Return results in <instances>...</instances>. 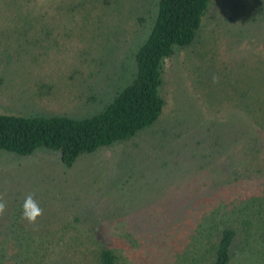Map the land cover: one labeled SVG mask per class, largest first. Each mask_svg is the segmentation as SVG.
<instances>
[{
  "label": "rangeland",
  "instance_id": "obj_1",
  "mask_svg": "<svg viewBox=\"0 0 264 264\" xmlns=\"http://www.w3.org/2000/svg\"><path fill=\"white\" fill-rule=\"evenodd\" d=\"M63 3L0 0V114L91 118L132 82L156 0ZM234 4L211 0L197 47L223 24L222 61L258 56L256 73L252 64L245 77L232 73L221 60L218 71L209 58L199 66L182 51L165 62L161 116L133 138L71 168L54 151H0L2 264H29L33 256L22 250L41 249L55 251V264H99L103 248L115 264H186L204 217L229 211L227 200L251 182L263 185L246 195L264 192V130L252 122L264 118V23L257 32L250 22L229 23ZM29 194L43 209L35 224L22 218ZM257 218L232 264H264V214Z\"/></svg>",
  "mask_w": 264,
  "mask_h": 264
},
{
  "label": "trees",
  "instance_id": "obj_2",
  "mask_svg": "<svg viewBox=\"0 0 264 264\" xmlns=\"http://www.w3.org/2000/svg\"><path fill=\"white\" fill-rule=\"evenodd\" d=\"M230 1H235V4L230 7L233 18L228 17L227 20H231L229 23H234L235 26L238 23L240 27L242 22H250L256 32L263 27L264 0ZM210 2L211 0H156L152 29L134 55L136 71L128 86L118 92L99 114L91 118L0 114V151L22 157L40 149L54 151L60 155L61 163L66 168H71L82 155L93 154L99 149L127 141L138 132L151 127L163 111L164 100L159 88L166 61L171 60L176 53L185 51L196 56L193 64L202 66L205 59L209 58L208 61L212 59L211 66L217 67L219 71L218 62L226 56L217 41L218 34L223 32L220 29L223 24H217L218 27L214 26L207 33V40L202 43L203 51H198L202 44L197 47L202 20L209 11ZM48 3L58 9L65 7L63 0H48ZM32 20L35 23L40 21ZM233 30L229 29V34ZM251 58L248 61L246 58H241V62L234 61V68L231 59L228 61L227 58V61L222 62L232 73H238L241 69L245 77V72L251 69L248 65L252 64L251 70L256 65L255 73L259 69L260 57L255 56L252 61ZM187 63L185 59L183 64ZM240 97L241 100L246 99L245 95ZM252 122L264 130V118ZM258 144H254V153L259 152L256 147ZM260 179L264 181V177ZM255 182L249 183L240 197L227 200L229 211H223L221 215H207L201 224L195 226L198 230L192 234L195 248L192 253H188L190 260L186 264H232L239 256L242 243L252 237L250 229H255L251 221L256 223L257 217L264 214V192H261V187L255 192L257 195H246L253 193L249 188L263 185ZM212 199L206 198L203 202ZM27 254L33 256L29 264H55V260L51 258L55 255L54 250H22L23 257ZM3 259L4 253L0 250V264ZM97 261L99 264H115L116 257L112 251L103 248Z\"/></svg>",
  "mask_w": 264,
  "mask_h": 264
},
{
  "label": "clouds",
  "instance_id": "obj_3",
  "mask_svg": "<svg viewBox=\"0 0 264 264\" xmlns=\"http://www.w3.org/2000/svg\"><path fill=\"white\" fill-rule=\"evenodd\" d=\"M218 78L213 77V83H217ZM7 209V203L4 199V195H0V216H3ZM43 215V209L34 199L32 194H29L25 197V200L22 204V218L30 224H35Z\"/></svg>",
  "mask_w": 264,
  "mask_h": 264
}]
</instances>
